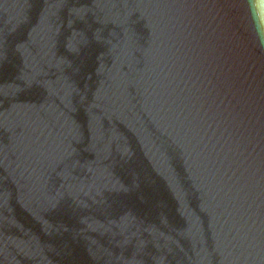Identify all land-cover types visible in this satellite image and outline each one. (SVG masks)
Returning <instances> with one entry per match:
<instances>
[{
  "label": "water",
  "instance_id": "obj_1",
  "mask_svg": "<svg viewBox=\"0 0 264 264\" xmlns=\"http://www.w3.org/2000/svg\"><path fill=\"white\" fill-rule=\"evenodd\" d=\"M257 0H0V264H264Z\"/></svg>",
  "mask_w": 264,
  "mask_h": 264
},
{
  "label": "clouds",
  "instance_id": "obj_2",
  "mask_svg": "<svg viewBox=\"0 0 264 264\" xmlns=\"http://www.w3.org/2000/svg\"><path fill=\"white\" fill-rule=\"evenodd\" d=\"M256 6L258 8L264 9V0H257ZM262 30L257 33V40L260 44H264V18L261 20Z\"/></svg>",
  "mask_w": 264,
  "mask_h": 264
}]
</instances>
